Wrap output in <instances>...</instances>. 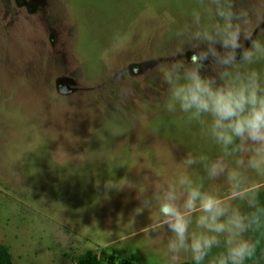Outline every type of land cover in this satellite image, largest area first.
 <instances>
[{
  "label": "rangeland",
  "instance_id": "374dc122",
  "mask_svg": "<svg viewBox=\"0 0 264 264\" xmlns=\"http://www.w3.org/2000/svg\"><path fill=\"white\" fill-rule=\"evenodd\" d=\"M228 23L240 32L235 50L216 42ZM212 49L219 59L190 63ZM173 65L182 66L174 75L196 67L218 84L255 72L264 87V0H0V241L14 264H70L87 249L104 262L114 253L196 264L190 251H169L167 225L150 231L167 193L182 205L183 180L264 223V163H249L264 158L261 146H225L211 117L169 112L164 72ZM198 215L190 231H202ZM256 230L246 236L254 241Z\"/></svg>",
  "mask_w": 264,
  "mask_h": 264
},
{
  "label": "clouds",
  "instance_id": "9594fccd",
  "mask_svg": "<svg viewBox=\"0 0 264 264\" xmlns=\"http://www.w3.org/2000/svg\"><path fill=\"white\" fill-rule=\"evenodd\" d=\"M221 15L231 19V14ZM239 40V30H233L228 23L216 42L224 49L235 50L241 47ZM253 47H257L255 42ZM209 55L219 59V53L212 49L210 53L193 52L190 63L200 64ZM242 55L245 60L251 58V53L246 49ZM232 60L234 56L229 53L221 62L230 63ZM179 67L182 66L173 65L172 71L164 72V78L170 86L167 110L175 111L178 105L181 112L191 113L196 118L209 116L212 134L218 142L227 146L236 138L250 140L261 146L256 151L264 157V87L259 83L258 74L252 72L246 77H237L234 81L225 79L226 74H221V79H225V82L218 84L214 79L202 75L196 67L185 69L182 77L174 75ZM249 163L253 168H259L264 163V158L260 161L253 159ZM211 174H217L216 165H213ZM181 183L188 184L182 205L177 203L180 197L174 190L167 193L158 208L161 222L150 227V231H156L160 226L167 225L174 236L168 243L169 251L173 254L182 250L190 251L192 259L200 264L214 247L220 246V237L223 236L224 248L213 257L210 264H245L246 260L254 257L257 242L247 237L246 233L253 226L261 228L259 217L253 213L249 219L238 210L230 211L221 200L192 187L187 180ZM113 187L115 184L105 182L106 189ZM237 197L243 198V195L234 192L233 198ZM197 211L200 215L196 218V226L202 231H190L192 214ZM178 258V255L173 256L174 260Z\"/></svg>",
  "mask_w": 264,
  "mask_h": 264
},
{
  "label": "trees",
  "instance_id": "16d2710c",
  "mask_svg": "<svg viewBox=\"0 0 264 264\" xmlns=\"http://www.w3.org/2000/svg\"><path fill=\"white\" fill-rule=\"evenodd\" d=\"M261 197L262 198H260L258 205L256 206V210L257 212H261L262 215H264V192L261 193ZM254 242H257V249L255 256L252 258H255L258 255H264V223H261V228L258 231L256 230L254 232ZM104 257L98 255L96 252H94L91 249H87L74 256L70 264H136L128 259L118 258L114 253H109L106 256L107 259L105 262H104ZM249 260L250 259L246 261ZM0 264H14L12 261L11 253L9 251V247L6 244L2 243L1 241H0Z\"/></svg>",
  "mask_w": 264,
  "mask_h": 264
},
{
  "label": "crops",
  "instance_id": "0c3cea01",
  "mask_svg": "<svg viewBox=\"0 0 264 264\" xmlns=\"http://www.w3.org/2000/svg\"><path fill=\"white\" fill-rule=\"evenodd\" d=\"M98 254V253H97ZM98 255H100V254H98ZM100 256H102V255H100ZM104 257V256H103Z\"/></svg>",
  "mask_w": 264,
  "mask_h": 264
}]
</instances>
